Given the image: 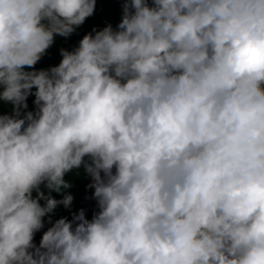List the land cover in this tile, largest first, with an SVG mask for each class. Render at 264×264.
I'll use <instances>...</instances> for the list:
<instances>
[{
	"label": "clouds",
	"instance_id": "obj_1",
	"mask_svg": "<svg viewBox=\"0 0 264 264\" xmlns=\"http://www.w3.org/2000/svg\"><path fill=\"white\" fill-rule=\"evenodd\" d=\"M0 264H264V0H0Z\"/></svg>",
	"mask_w": 264,
	"mask_h": 264
},
{
	"label": "trees",
	"instance_id": "obj_2",
	"mask_svg": "<svg viewBox=\"0 0 264 264\" xmlns=\"http://www.w3.org/2000/svg\"><path fill=\"white\" fill-rule=\"evenodd\" d=\"M113 12H114L113 10L107 11L106 16L111 17L113 15Z\"/></svg>",
	"mask_w": 264,
	"mask_h": 264
}]
</instances>
